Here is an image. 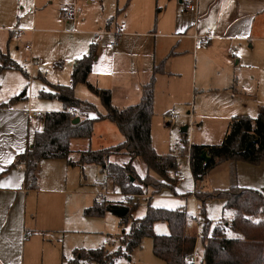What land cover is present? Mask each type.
I'll return each mask as SVG.
<instances>
[{"label":"rangeland","instance_id":"1","mask_svg":"<svg viewBox=\"0 0 264 264\" xmlns=\"http://www.w3.org/2000/svg\"><path fill=\"white\" fill-rule=\"evenodd\" d=\"M168 0H76L72 7L76 18L69 24L61 21V10L59 0H49L50 8L46 14H39L38 19L42 22L45 17L48 19L44 24H35L33 21L32 7L25 0L19 3L17 0V16H22L23 23L30 29H36L34 40L31 39L32 51L26 60H21V65L27 74H21L27 81L28 96H32L34 109L46 115L51 112L63 111V104L57 101L46 100L40 97V92L46 88L47 83L38 79L39 69H33L29 61L32 57L40 63V73L47 79L49 84H71V56L74 48H81L88 53L91 43L96 42L98 49L104 56L108 54V47L113 41V36L106 34L108 19L114 18L124 33L135 31L137 25H143L144 32H151L161 22L162 18L172 15V9L165 10ZM24 7L22 10L21 7ZM126 10L119 14L118 9ZM259 29L248 41L244 34H237L234 49L231 53L233 65V76L237 78V92L230 89L232 86V71L230 79H217L212 67L211 51L203 52L198 63H193V89L191 88V77L184 75L182 82L172 84V95H164L165 85L160 84L155 89L156 108L153 117V132L156 151L159 155H166L170 149H175L181 144L184 135L183 129L188 128L187 140L189 145H219L224 140L228 131V125L232 116H249L256 118L259 108L264 106V7L261 16L257 21ZM35 25V26H33ZM27 29V28H26ZM15 30V29H14ZM207 30V29H206ZM217 34V33H215ZM210 43H217L218 37ZM29 41L21 40L23 46ZM166 42V41H165ZM207 44H199L201 49ZM196 47V48H198ZM32 52V53H31ZM184 69L191 71V66L184 63ZM231 68V70H232ZM27 69V70H26ZM64 82H69L65 84ZM77 97L87 100L88 96L96 98V95L89 92L85 86H79ZM77 96V94H76ZM87 96V97H86ZM54 105L55 109H51ZM228 107L233 108L231 114L225 113ZM99 108L105 112L102 104ZM193 108L195 123L189 119V112ZM57 109L61 111H56ZM52 110V111H51ZM170 114H178L179 118L170 123ZM45 117V116H44ZM43 117V119H44ZM108 126V134L102 128ZM93 141V148H104L117 144V140L123 139L118 127L107 122L97 127L96 136ZM122 140V141H123ZM137 174L144 177L148 168L142 159L134 162ZM179 171L186 177L185 181H179L175 176L174 192L164 191L161 195L151 196H124L115 182L111 180L112 186L105 185L101 188L99 202L119 205L118 209H127L132 205V211L127 224H121V217L116 213H107L104 218L87 217L84 214L87 204L92 205L96 196L59 195L60 219L49 225L50 231L43 239L36 241V245L27 251V264H75V250H94L105 248L113 253L124 250L121 241L123 231L129 232L132 222L143 218L147 214L148 205L154 208H165L176 210L186 208L190 214V232L196 235L197 250L200 255L199 263L204 258V247L201 241L203 225L206 221L211 223V230L222 220L230 223L234 218V210H225L224 199H213L206 203V215L200 214V203L198 196H195L194 177L190 171V156H186L180 163ZM90 178L101 181L103 176L98 171L87 173ZM174 175V174H173ZM155 176V175H154ZM157 178V177H155ZM205 179V180H204ZM198 190L204 193L215 191H227L231 188L249 189L264 194V164L252 165L243 161L223 162L212 169L203 181L197 182ZM72 188V187H70ZM73 190V189H72ZM96 193V191H95ZM97 195V193H96ZM199 216L200 224L195 221ZM223 224V223H222ZM154 231L158 235H166L169 228L166 223H156ZM228 237H235L232 232ZM108 241L109 245L104 246ZM153 241L146 238L141 248L134 250L129 257L121 256L116 264H165L153 254ZM89 264V263H79ZM94 264V263H92Z\"/></svg>","mask_w":264,"mask_h":264},{"label":"crops","instance_id":"2","mask_svg":"<svg viewBox=\"0 0 264 264\" xmlns=\"http://www.w3.org/2000/svg\"><path fill=\"white\" fill-rule=\"evenodd\" d=\"M21 1L19 0L18 5ZM48 1L25 0L32 7L35 24L47 22L46 17L43 23L38 19V15L47 13L50 8L49 4H51ZM59 2L62 12L63 9H73L76 0H59ZM16 7L17 0H0V52L9 61L25 69L20 63L22 60L28 64L26 58L30 52L25 48V45L23 46L24 43L21 45L20 42L21 40L22 42L34 40L37 30L26 27L23 19H21L22 16H17ZM263 7L264 0H200L199 32L204 34L206 31L211 30L213 34L217 33L215 38L218 37L221 40L215 44L210 43V41L201 51L199 47H195L193 39L195 29L192 26V17L185 11L182 0H168L166 2L165 10L168 12L171 8L173 14L170 16L167 13L158 26L155 27V30L151 32H144L141 24L135 27V31L124 33L114 18L108 19L106 34L113 36V41L110 44L111 47L107 49L108 54L106 56L98 49V44L94 42L96 43L97 57L89 82L102 90L110 91L112 103L115 107L127 108L140 102L142 87L151 80L154 67L167 59L164 71L156 76L155 89L157 91L160 84L163 83L165 85L163 94L171 97L172 84L182 82L184 75L191 77V88L193 89V63L195 61L198 63L200 57L205 56L203 52L211 51L212 67L215 70L217 79H230L232 71L233 84L230 89L237 92V78L233 76V65L231 63V53L232 49L235 48L233 45L237 39L236 35L241 33L244 34L242 37H247L248 41L251 40L259 29L257 21L261 16ZM126 8L118 9V15L124 14ZM21 9L23 10L24 7L22 6ZM60 16L65 25L76 18L75 14L73 18L65 22L62 15ZM16 28L25 30L22 38L16 36L14 32ZM115 41L119 42L117 47L112 45ZM87 54L82 47L73 49L70 60L71 83L75 62ZM184 63L191 66V71L188 72L184 69ZM37 69H39L37 78L42 79L45 85L47 83L46 88L43 89L48 90L42 91L53 92L52 85H64L49 84L47 79L40 73V67ZM23 73L18 69L8 68L6 61L0 59V175L2 174L0 177V261L3 264H27V251L36 245L37 240L46 237L50 231L49 225L60 219L59 195H76L80 197L91 195L96 196L95 201L97 199L96 193L98 194L102 187L113 185L111 181H108L110 179L106 177L101 167L93 164L69 166L66 160L41 161L37 171V188L35 190L29 189L25 183V172L22 168L3 174L19 154L32 148L35 134L43 129V117L45 115L43 113H41V116L36 115L40 111L34 109L31 95L30 100L28 96L27 100L9 104L11 99L20 95L27 87V81L21 75ZM27 75L29 76V74ZM64 83L69 84V82ZM80 85L87 88L86 85ZM80 85L75 88V95L77 94L76 97L79 98L81 97L78 95ZM96 98L95 100V98L88 96L86 99L94 104L101 114H105L99 108V104H102L101 99L98 96ZM50 106L51 109H55L54 105ZM56 111L61 110L57 109ZM192 111L193 108L189 113L193 115ZM224 111L228 114L234 113L232 107H228ZM85 117L93 118L95 114H88ZM233 117L235 115L231 119ZM178 118H172L170 114L168 120L173 123ZM193 118L195 123L194 115ZM107 122L109 121L95 123L93 135L90 139L71 140L69 155L71 161L77 162L81 153L85 151L103 149L93 148V141L95 140L97 127ZM102 128L108 134V126L103 125ZM187 131L188 128L185 127L182 131L183 135L187 136ZM152 137L153 146L156 148L153 121ZM122 140L119 139L116 143L120 144L124 141ZM173 150L170 149L169 153ZM128 160L129 158L126 156L111 158V162L118 164H123ZM89 170L95 172L100 170L103 176L101 181L90 178L87 174ZM92 205L87 204L85 207ZM25 231H31L32 235L24 238ZM72 263L88 262L76 261L74 256Z\"/></svg>","mask_w":264,"mask_h":264},{"label":"trees","instance_id":"3","mask_svg":"<svg viewBox=\"0 0 264 264\" xmlns=\"http://www.w3.org/2000/svg\"><path fill=\"white\" fill-rule=\"evenodd\" d=\"M97 57L96 43H92L87 55L75 62L71 85H52L53 92L41 91L40 97L57 100L63 104V111L47 113L43 119V129L35 134L32 148L19 154L3 173L22 168L25 183L29 189L37 188V171L41 161L66 160L69 166L97 165L108 179L115 183L124 196L161 195L164 191L174 192L176 179L174 172L180 168L181 161L190 156V166L197 182L223 162L243 161L252 165L264 164V106L256 118L235 116L231 119L224 140L219 145H189L187 136L173 151L159 155L153 146L152 121L155 106L156 76L164 71L167 59L155 66L151 80L142 87L141 100L127 108H117L112 103L110 91L102 90L89 82ZM8 68L18 69L27 74L14 62L9 61L0 52ZM86 85L91 93L98 96L105 108L101 114L97 107L80 100L75 95L78 85ZM28 87L9 102L27 100ZM72 109L76 114H72ZM93 118H86L88 114ZM80 118L79 123H74ZM109 121L115 124L124 136L120 144L100 150H88L81 153L77 162L69 159L72 139H90L95 123ZM206 151L211 157L205 163L201 155ZM114 156H126L129 160L123 164L111 162ZM142 159L148 173L140 177L135 169L136 159ZM2 175V174H1ZM0 175V177H1ZM155 175V176H154ZM157 177V178H155ZM200 214L206 215V203L213 199H224L225 210H234V218L228 222L222 220L211 230V223L203 225L201 241L204 247L202 264H264V194L249 189L231 188L227 191L204 193L197 197ZM120 206L99 202L85 209L84 214L92 218H104L107 213H115ZM132 207H126L129 214L121 217V224H127ZM190 214L186 208L169 210L148 205L147 214L132 222L129 232L123 231L121 241L124 250L109 252L105 248L94 250H75V260L94 264H116L121 256L141 248L143 241H153V254L166 264H185L184 258L191 255L197 244V236L190 232ZM166 223L167 235H158L154 231L156 223ZM223 223V224H222ZM229 232L235 237H228Z\"/></svg>","mask_w":264,"mask_h":264},{"label":"built area","instance_id":"4","mask_svg":"<svg viewBox=\"0 0 264 264\" xmlns=\"http://www.w3.org/2000/svg\"><path fill=\"white\" fill-rule=\"evenodd\" d=\"M183 3V7L185 9V11L192 17V26L195 29L194 35H193V39H194V43H195V47H198L199 44H208L213 38H214V34L212 33L211 30L206 31L204 34H201L199 32V3L200 0H182ZM62 18L65 22L69 21V19L73 18L75 16V12L73 11V9H63L62 10ZM14 32L16 33V36L18 38H22L24 36V32L25 30L22 28H16L14 30ZM113 46L117 47L119 45L118 41H115L113 44ZM25 48L28 51H32V43L31 42H27L25 45ZM31 68L33 69H37L40 67V63L36 60L35 57H32L31 60L29 61ZM70 113L72 114H76V112L72 109L69 110ZM36 115L41 116V112L36 113ZM172 118H178L179 115L178 114H171ZM189 119L191 121L192 124H194V118L192 113H189ZM190 171L192 173V169L190 166ZM193 175V173H192ZM174 176L179 180V181H185L186 177L183 174V172L177 170L174 172ZM194 177V176H193ZM113 182H115V179H112ZM194 182H195V196L197 197V195H199L201 192L198 190V186H197V181L194 178ZM102 197H100V193L97 194V199H101ZM195 221L200 224V219L199 216H197L195 218ZM32 235L31 231H25L24 232V238L30 237ZM198 243V242H197ZM109 245L108 241L104 242V246ZM199 259H200V255L198 253L197 250V244L196 247L194 249V251L191 253V255L186 256L184 258V262L185 264H198L199 263ZM0 264H3L0 261Z\"/></svg>","mask_w":264,"mask_h":264},{"label":"water","instance_id":"5","mask_svg":"<svg viewBox=\"0 0 264 264\" xmlns=\"http://www.w3.org/2000/svg\"><path fill=\"white\" fill-rule=\"evenodd\" d=\"M80 122V118L75 119L74 123H79ZM187 130V129H186ZM33 147V146H32ZM202 160L205 163H209L211 161V157L209 156V154L204 151L201 155ZM115 213L120 216V217H125L129 214V210L128 209H117L115 210Z\"/></svg>","mask_w":264,"mask_h":264}]
</instances>
